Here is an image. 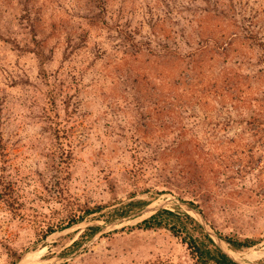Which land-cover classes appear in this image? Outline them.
<instances>
[{
  "label": "rangeland",
  "instance_id": "1",
  "mask_svg": "<svg viewBox=\"0 0 264 264\" xmlns=\"http://www.w3.org/2000/svg\"><path fill=\"white\" fill-rule=\"evenodd\" d=\"M173 199L264 264V0H0V264H193Z\"/></svg>",
  "mask_w": 264,
  "mask_h": 264
},
{
  "label": "trees",
  "instance_id": "2",
  "mask_svg": "<svg viewBox=\"0 0 264 264\" xmlns=\"http://www.w3.org/2000/svg\"><path fill=\"white\" fill-rule=\"evenodd\" d=\"M189 204L196 208L193 203L189 202ZM101 209L102 207H96L87 211V214L95 213ZM172 215H174L173 212L163 209L155 215L151 216L149 219L144 220L141 224L137 226V228L141 230H154L159 228H165L169 230L174 237L178 238L181 236L179 228L176 225H170L166 219L168 216ZM81 220V218L73 220L67 225V227H70ZM54 232V230H50L48 232V235ZM220 236L233 250H242L250 248L255 244V241L250 238L237 239L234 237H228L223 235ZM207 238L209 240V243L212 245V248H208L203 244L198 245L195 239H193L189 235H186L182 238L181 242L187 246L193 264H236L225 253H223L221 249H219L208 236Z\"/></svg>",
  "mask_w": 264,
  "mask_h": 264
},
{
  "label": "water",
  "instance_id": "3",
  "mask_svg": "<svg viewBox=\"0 0 264 264\" xmlns=\"http://www.w3.org/2000/svg\"><path fill=\"white\" fill-rule=\"evenodd\" d=\"M168 204L176 205V206L182 208L188 215L192 216L198 222V224L201 226V228L204 230V232L207 234V236L213 241V243L219 249H221V251L223 253H225L236 264H257V263L246 262L243 259H240L238 257V255H237L236 251L233 250L221 238V236L210 227V225L207 223V221L204 219V217L202 216V214L200 212H198L196 209L191 207L189 204H187L185 202H182V201H180L178 199H173V200L166 201L165 203H163V204H161L159 206L148 205L144 209H142L141 211H138L136 213H133L132 215L123 217L121 219L115 220L110 225L111 226H115V225L120 224V223H122L124 221H127L129 219H133V218H135L137 216H140L141 214L157 212L160 209L164 208ZM106 229L107 228L101 229L99 232L95 233L91 240L97 238L99 236V234L104 232ZM61 260H64V259H61Z\"/></svg>",
  "mask_w": 264,
  "mask_h": 264
}]
</instances>
